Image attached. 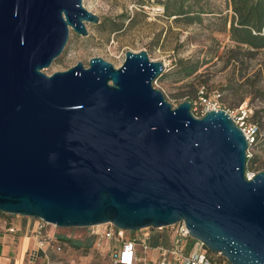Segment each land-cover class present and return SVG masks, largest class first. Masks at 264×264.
<instances>
[{
  "label": "water",
  "instance_id": "obj_1",
  "mask_svg": "<svg viewBox=\"0 0 264 264\" xmlns=\"http://www.w3.org/2000/svg\"><path fill=\"white\" fill-rule=\"evenodd\" d=\"M86 22L100 20L82 0H0V212L60 228L183 221L228 264H264V170L247 179L225 110L172 106L144 49L43 72Z\"/></svg>",
  "mask_w": 264,
  "mask_h": 264
},
{
  "label": "rangeland",
  "instance_id": "obj_2",
  "mask_svg": "<svg viewBox=\"0 0 264 264\" xmlns=\"http://www.w3.org/2000/svg\"><path fill=\"white\" fill-rule=\"evenodd\" d=\"M82 3L99 16L100 22H86L87 36L70 29L64 50L43 72L66 70L78 61L87 66L94 56L118 67L127 50L144 49L151 60L164 64L163 76L157 77L152 85L172 106L189 100L191 112L197 117L205 108L216 107L245 115L248 122L258 126V140L249 147L246 168L254 173L264 170V49L254 50L231 40V0H82ZM185 67L195 71L184 76ZM250 160L254 161L252 166ZM26 220L28 217L20 215L7 216V221L17 228ZM45 228L51 234L74 241L89 235L87 227ZM162 228L148 227L145 232L166 234L165 227ZM96 243L93 240L88 249L67 243L64 252L52 259L62 258L59 264H67L68 260L75 264H108L106 253ZM168 244L166 239L163 245ZM220 256L213 253L212 257L226 264V259ZM156 257L157 252L152 251L149 260Z\"/></svg>",
  "mask_w": 264,
  "mask_h": 264
},
{
  "label": "built area",
  "instance_id": "obj_3",
  "mask_svg": "<svg viewBox=\"0 0 264 264\" xmlns=\"http://www.w3.org/2000/svg\"><path fill=\"white\" fill-rule=\"evenodd\" d=\"M218 110L220 108H205L200 116L208 110ZM224 110V109H223ZM226 111V110H225ZM233 119L235 124L241 129L248 144L246 150L249 157V147L256 144L259 135V128L255 123L248 122L245 115H236L226 111ZM255 173L247 168L245 175L251 179ZM37 225L33 231L37 244L40 248L45 243L52 247L55 254L60 255L64 252L65 243L61 241L60 236L51 234L45 228L47 225H53L37 219ZM5 223V222H4ZM8 232H15V226L12 224L4 225ZM56 227L55 225H53ZM89 228L88 234L96 240V244L102 247L106 253L108 264H218L207 252V248L199 240L192 238L183 221L165 226L168 245L157 244L150 245L151 234L145 232L142 228L138 230H127L117 227L111 222H105ZM155 229H163L162 227ZM157 252L155 260H149L150 253ZM62 258L56 260L47 258V264H59ZM148 262V263H146ZM67 264H75L68 260ZM222 264H225L223 262ZM227 264V263H226Z\"/></svg>",
  "mask_w": 264,
  "mask_h": 264
},
{
  "label": "trees",
  "instance_id": "obj_4",
  "mask_svg": "<svg viewBox=\"0 0 264 264\" xmlns=\"http://www.w3.org/2000/svg\"><path fill=\"white\" fill-rule=\"evenodd\" d=\"M231 9L233 11V19L229 28L231 40L237 45H246L254 50L264 49V0H231ZM194 71L191 67L183 68L184 76H189ZM161 76H163V73L158 77ZM250 161L252 166L254 161ZM8 215L0 212V226L11 224L7 221ZM60 239L65 243V247L68 243L74 248L82 247L84 249H88L93 241V238L89 235L84 240L74 241L66 237ZM166 239V234H153L149 243L151 246L165 244ZM207 252L211 257L213 256L210 250L207 249ZM216 262L222 264L219 260Z\"/></svg>",
  "mask_w": 264,
  "mask_h": 264
},
{
  "label": "crops",
  "instance_id": "obj_5",
  "mask_svg": "<svg viewBox=\"0 0 264 264\" xmlns=\"http://www.w3.org/2000/svg\"><path fill=\"white\" fill-rule=\"evenodd\" d=\"M36 225L37 220L28 217L13 233L0 226V264H47V258L58 257L49 244L38 246L33 235Z\"/></svg>",
  "mask_w": 264,
  "mask_h": 264
}]
</instances>
